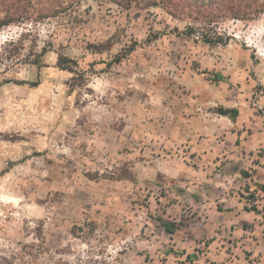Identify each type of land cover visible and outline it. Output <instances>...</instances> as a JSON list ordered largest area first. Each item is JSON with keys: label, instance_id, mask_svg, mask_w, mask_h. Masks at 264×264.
<instances>
[{"label": "rangeland", "instance_id": "obj_1", "mask_svg": "<svg viewBox=\"0 0 264 264\" xmlns=\"http://www.w3.org/2000/svg\"><path fill=\"white\" fill-rule=\"evenodd\" d=\"M67 5L0 28V264H264V13Z\"/></svg>", "mask_w": 264, "mask_h": 264}, {"label": "trees", "instance_id": "obj_2", "mask_svg": "<svg viewBox=\"0 0 264 264\" xmlns=\"http://www.w3.org/2000/svg\"><path fill=\"white\" fill-rule=\"evenodd\" d=\"M126 8L133 5L145 7H159L175 19L190 17L198 21V25H187V36L195 33L200 35L201 41L210 45L226 44L225 38L216 28V24L222 18L252 19L264 13V0H111ZM79 0H0V12L4 15L0 18V28L12 23H21L28 20L46 19L56 16L61 9H65L70 3H78ZM9 41L8 45H13ZM124 54L116 56L120 61ZM60 57L58 66L61 69L70 70L65 60ZM220 113L235 119L238 114L236 108H220ZM255 210V209H254Z\"/></svg>", "mask_w": 264, "mask_h": 264}]
</instances>
